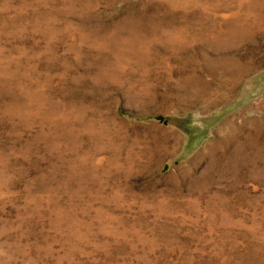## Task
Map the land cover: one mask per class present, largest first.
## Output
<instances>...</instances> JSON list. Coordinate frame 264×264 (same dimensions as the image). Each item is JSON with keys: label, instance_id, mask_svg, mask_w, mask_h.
Here are the masks:
<instances>
[{"label": "rangeland", "instance_id": "rangeland-1", "mask_svg": "<svg viewBox=\"0 0 264 264\" xmlns=\"http://www.w3.org/2000/svg\"><path fill=\"white\" fill-rule=\"evenodd\" d=\"M0 264H264V0H0Z\"/></svg>", "mask_w": 264, "mask_h": 264}]
</instances>
